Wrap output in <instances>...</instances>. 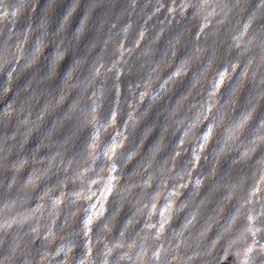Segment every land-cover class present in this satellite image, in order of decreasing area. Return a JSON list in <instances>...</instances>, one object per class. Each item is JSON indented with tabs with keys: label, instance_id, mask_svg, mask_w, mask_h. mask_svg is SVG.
<instances>
[{
	"label": "clouds",
	"instance_id": "obj_1",
	"mask_svg": "<svg viewBox=\"0 0 264 264\" xmlns=\"http://www.w3.org/2000/svg\"><path fill=\"white\" fill-rule=\"evenodd\" d=\"M106 3L107 0H23L20 7L25 11V19L31 22L32 28L29 47L22 53L23 62H20L21 55H18L19 46L14 50L9 43L13 34H9L0 46V100L7 96L10 88L12 91L6 104L0 103V119L9 115L16 119V128L7 137V146L0 143V153H6L12 148L18 154L24 152L29 135L36 133L35 142L21 156L19 165L6 162L0 155V193L7 197V202L0 208V264H264V244L253 250L244 242L247 228L238 235L233 232L237 215L243 213L239 210L235 215L224 212L234 195L233 185L225 179L226 173L214 176L206 169L201 179L193 184L191 196L195 202L193 212H198L205 201H214L216 204L211 209L216 230L210 242H206L205 234L211 225L200 228L193 225L188 235L179 242L175 236L162 235L159 230L154 233L142 231L130 247L124 246L127 250L123 255L110 257L105 252L108 246L103 243L102 236L112 228V221L126 205L135 210V217L143 214L158 195L167 193L165 198L168 200L179 198L178 185L185 180L189 169L176 171L170 161H156L155 157L146 167L151 169L148 175L156 185V192L149 191L150 184L147 181L138 183L130 177L125 184L116 188L113 201L115 207L111 216L103 227H97L95 235L83 220L77 223V213L87 215L88 210L78 205L82 197L76 192H68L61 198L48 196L37 204L41 216L27 225L9 212V204H16L19 211L26 207L30 199L39 198V192L35 190L36 181L47 182L55 177V187L63 191L64 184L79 178L78 169L89 165V157L95 161L107 155L105 150L108 144H104L101 151L90 153L80 135L85 128H91L93 136L96 132L106 130L105 125L97 120V114L108 91L105 89L101 92L94 87L95 74L89 75L86 67L80 66V60L93 44H106L108 40H114L127 32V27L113 31L115 25L105 16ZM94 4L98 5L95 10ZM188 9H192L189 20L199 22L203 37L189 55L193 77L199 73L203 78L214 66L218 68L223 60L228 61L230 69L238 67L239 71L224 92V99L212 114L203 136L189 137V126L181 139L200 140L213 132V125L219 129L223 121L226 131L235 129L231 138V143H235L245 131L244 126L251 118L253 108L249 96L245 95L239 101L237 113L232 114L235 86L246 78L249 93L254 88L264 95V0H180L178 13L183 16ZM33 11L34 14L30 15ZM209 25L212 27L205 31ZM155 39L151 42L155 43ZM145 51L141 50L138 59ZM175 54L174 46L161 48L152 58L144 60L141 70L151 69L154 72V63L163 65L166 58ZM95 59L94 55L89 56L88 64L91 65ZM26 69L28 71L21 83L19 77ZM84 80L88 81L87 86L82 84ZM65 96H68V102L58 107L55 116L69 113L71 119L63 134L58 137L57 163L52 164L44 159L48 152L44 156L39 155L42 149L49 148V145L42 144L41 137L47 133L53 120V117L45 119V110L48 106H59ZM102 115L106 121L107 113ZM170 116L166 118L170 121L168 127L175 125L174 130L178 131L184 121L171 120ZM262 133L264 112L257 114L252 126L247 128L241 146ZM231 143L221 133L214 141L211 152L213 159L231 151ZM65 154L72 155L67 164H64ZM196 156V148H193V158ZM211 164L212 161H208V166ZM24 168H31L27 175H21ZM57 173L63 174V178ZM167 182H171L170 187L175 189L174 193L165 188ZM201 184L204 185V192L196 201ZM183 186L187 187V184ZM222 191L226 194L220 195ZM185 206V202L181 201L177 211ZM62 212L63 220L57 223ZM193 212H189V215H193ZM132 222L133 219L123 222L121 238ZM189 224H192L191 220ZM229 257H232L231 261Z\"/></svg>",
	"mask_w": 264,
	"mask_h": 264
},
{
	"label": "water",
	"instance_id": "obj_2",
	"mask_svg": "<svg viewBox=\"0 0 264 264\" xmlns=\"http://www.w3.org/2000/svg\"><path fill=\"white\" fill-rule=\"evenodd\" d=\"M22 2L23 0H0V46L9 34H13L9 43L13 45L14 50L19 46L18 55H21V63L22 53L29 47V38L32 37L31 22L25 19V11L20 7ZM179 3L180 0H107L105 16L115 25L113 31L127 27V32L114 40H108L106 44L100 46L93 44L89 52L80 60V66L86 67L89 75L95 74L94 87L101 92L108 90L97 114V120L105 125L106 130L96 132L93 136L92 129L85 128L80 135L87 143L90 153L99 152L104 144H108L105 150L107 155L95 161L89 157V165L80 167L79 178L64 184L63 191L55 187L57 183L55 177H51L47 182L36 181L35 190L39 192L37 200L30 199L26 207L19 211L16 204H9V212L13 213L17 220H23L27 225L41 216L37 204L42 203L48 196L61 198L68 192H76L82 197L78 205L88 210L87 215L83 212L77 213V223L83 220L95 235L97 227H103L111 216L115 207L113 201L116 188L125 184L130 177L138 183L147 181L150 184L149 191L156 192V185L148 175L151 169L146 167L155 157L156 161H170L176 171L189 169L185 180L178 185L179 198L168 200L165 198L167 193L158 195L143 214L135 217H133L135 210L126 205L112 221V228L102 236L103 243L108 246L105 252L110 257L123 255L127 250L124 246L130 247L132 241L142 231L154 233L159 230L162 235L175 236L179 242L188 235L193 225L196 228L211 225L205 234L206 242H210L216 230L211 209L215 208L216 204L214 201H205L198 212H193L192 206L195 202L191 196L193 184L201 179L205 169L214 176L226 173L225 179L233 185L234 195L224 212L235 215L239 210L243 213L237 215L233 232L238 235L247 228L244 242L250 248L254 245L253 239L257 242L262 237L264 234V133L258 134L252 141H245L243 146L241 141H244L247 128L252 126L257 114L264 112V95L259 94L254 88L249 93L246 78L235 86V91L232 93L235 97L232 114L237 113L239 101L245 95L249 96V102L253 105L251 118L244 126L245 131L235 143H231L235 129L226 131L223 121L219 129L213 125V132L207 137L200 140L181 139L189 126H191L189 137L203 136L204 129L211 122L212 114L223 101V94L239 69L238 67L230 69L227 66L228 61L223 60L218 68L214 66L203 78L199 73L193 77V65L189 55L203 37L199 22L189 20L192 9H188L181 16L177 10ZM97 7L98 5L94 4L93 9ZM33 14L34 11L30 13ZM211 27L212 25H209L205 31ZM157 36L158 39H155ZM154 39L155 43H152ZM171 46H174L175 56L166 58L163 65L154 63V72L151 69L141 70L140 66L146 58H152L161 48L167 49ZM142 49L146 51L138 59ZM93 55L96 59L89 65L88 58ZM27 71L26 69L21 73L19 82H23ZM170 76L172 79H169ZM82 84L87 86L88 81L84 80ZM157 90H160L159 93ZM11 95L10 88L7 96L0 100V103L6 104L7 98ZM67 102L68 96H65L59 106H48L45 110V119L53 117V120L47 133L41 137L42 144L49 145V148L42 149L39 155L44 156V153L48 152L44 159L52 164L57 163L58 137L63 134L71 119L69 113L62 116H55V113L58 107H63ZM105 112L106 121L102 115ZM169 116L171 120L184 121L178 131L174 130L175 125L168 127L170 121L166 118ZM15 128L14 116L9 115L0 119V143H4L5 147L7 137L13 134ZM221 133L231 143V151L221 154L214 160L211 155L212 148ZM35 135V132L29 135L24 152L18 154L16 149L12 148L0 155L6 162L19 165L21 156L35 142ZM149 145H151L150 150ZM193 148L197 151L195 158H193ZM70 159L72 155L65 154L64 164ZM208 161H212L210 166ZM72 167L74 168L75 165ZM30 170L31 168H24L21 175H27ZM57 175L63 178V174L57 173ZM170 183L167 182L165 188L174 193L175 189L170 187ZM184 183L187 187L183 186ZM199 187L200 193L196 201L204 192V185L201 184ZM224 194H226L224 191L220 193V195ZM181 201H184L186 206L177 211ZM6 202L7 197L0 193V208ZM189 212H193V215H189ZM128 219H133V222L128 225L124 237L121 238L123 222ZM62 220L63 212L57 218V223ZM190 220L192 224H189ZM89 244L91 245V241ZM231 259L232 257H229V261Z\"/></svg>",
	"mask_w": 264,
	"mask_h": 264
}]
</instances>
